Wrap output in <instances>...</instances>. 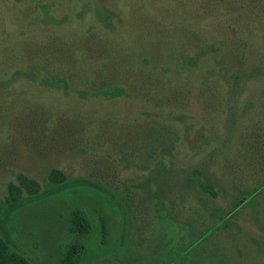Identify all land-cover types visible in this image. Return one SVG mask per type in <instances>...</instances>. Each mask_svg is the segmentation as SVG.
<instances>
[{
  "label": "rangeland",
  "instance_id": "1",
  "mask_svg": "<svg viewBox=\"0 0 264 264\" xmlns=\"http://www.w3.org/2000/svg\"><path fill=\"white\" fill-rule=\"evenodd\" d=\"M52 168L0 210L31 264L73 205L84 264H264V0H0V205Z\"/></svg>",
  "mask_w": 264,
  "mask_h": 264
},
{
  "label": "trees",
  "instance_id": "2",
  "mask_svg": "<svg viewBox=\"0 0 264 264\" xmlns=\"http://www.w3.org/2000/svg\"><path fill=\"white\" fill-rule=\"evenodd\" d=\"M49 84L60 86L65 84V80L52 78L49 80ZM121 92V89L110 88L101 91V94L113 97ZM47 179L49 186L42 190L36 180L18 174L17 183H8L7 194L0 205V210H8L11 213L26 204L24 201L26 199H33L40 203L49 198L52 192L64 190L67 187L68 176L57 168H52L49 171ZM199 185L204 184L200 183ZM68 209L61 220L63 224L62 239L65 240L64 248H55L54 257L50 262L53 264H84L87 262V255H89L87 248L94 234V226L88 213L82 207L73 205ZM99 232L102 238L101 243L107 244L108 229L105 219L101 220ZM0 264H31V262L24 255L13 251L9 244L0 238Z\"/></svg>",
  "mask_w": 264,
  "mask_h": 264
}]
</instances>
